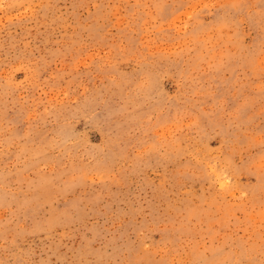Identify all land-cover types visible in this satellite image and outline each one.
I'll return each instance as SVG.
<instances>
[{
    "label": "rangeland",
    "instance_id": "obj_1",
    "mask_svg": "<svg viewBox=\"0 0 264 264\" xmlns=\"http://www.w3.org/2000/svg\"><path fill=\"white\" fill-rule=\"evenodd\" d=\"M0 264H264V0H0Z\"/></svg>",
    "mask_w": 264,
    "mask_h": 264
}]
</instances>
